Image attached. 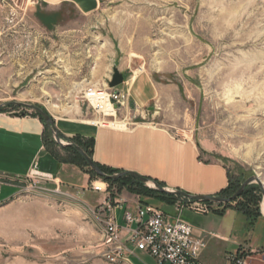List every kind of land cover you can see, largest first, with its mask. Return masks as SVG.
I'll list each match as a JSON object with an SVG mask.
<instances>
[{
  "label": "rangeland",
  "instance_id": "obj_1",
  "mask_svg": "<svg viewBox=\"0 0 264 264\" xmlns=\"http://www.w3.org/2000/svg\"><path fill=\"white\" fill-rule=\"evenodd\" d=\"M85 3L90 8L0 0V112L37 116L51 137L48 124L24 104L52 120L94 121L99 114L85 92L95 88L111 95L113 125L163 128L192 140L202 161L222 164L231 188L227 194L257 177L261 184L252 181L248 193L229 202L223 213H216L223 205L203 201L211 212L185 209L180 219L206 241L205 264H224L238 244L256 250L252 264H264V0ZM115 74L122 79L111 86ZM140 75L152 87L151 98L142 103L131 97ZM105 119L111 125L113 117ZM81 144L88 152L90 142ZM90 176L105 186L110 201L129 191L122 183ZM123 182L169 215L174 200H187L149 192L131 178ZM21 185L0 204V264H130L102 256L93 212L98 205L89 207L51 183L22 180Z\"/></svg>",
  "mask_w": 264,
  "mask_h": 264
},
{
  "label": "crops",
  "instance_id": "obj_2",
  "mask_svg": "<svg viewBox=\"0 0 264 264\" xmlns=\"http://www.w3.org/2000/svg\"><path fill=\"white\" fill-rule=\"evenodd\" d=\"M46 1L73 2L84 10L90 8L86 0ZM151 91L150 79L140 75L133 82L131 97L142 103L151 98ZM53 121L62 141L77 138L82 143L88 140L91 159L105 168L134 172L156 180L168 189L192 195H218L228 186V173L222 164L202 161L192 140L176 138L163 128L148 125L127 127L72 119ZM47 133L46 125L37 116L0 112V175L20 179L7 180L0 185V204L6 203L21 189V179L36 162L39 172L51 176L47 183L57 189L63 188L89 207L99 205L105 195L90 190L93 180L80 153L72 146H61L52 134L49 137ZM111 200L116 221L122 227L125 211L134 212L138 205L146 204L139 201L137 194L125 189ZM201 256L199 259L205 264ZM127 258L130 264H133L132 258L139 260L140 264H156L151 256L137 250Z\"/></svg>",
  "mask_w": 264,
  "mask_h": 264
},
{
  "label": "built area",
  "instance_id": "obj_3",
  "mask_svg": "<svg viewBox=\"0 0 264 264\" xmlns=\"http://www.w3.org/2000/svg\"><path fill=\"white\" fill-rule=\"evenodd\" d=\"M85 98L92 109L99 114L100 118L94 120L95 122L104 124L107 122L105 117H113L111 122H116L114 115L110 113L115 107L111 102V95L106 91L98 89L86 91ZM7 180L20 179L0 175V185ZM22 180L37 184L50 181L51 176L39 172L36 162H33ZM96 183V181L91 183V190L104 194L107 191L105 186ZM172 205L175 212L169 215L159 207L140 204L134 212L123 213L125 224L122 227L116 221L113 202L105 196L93 211L101 232L99 247L102 256L108 262L117 263L127 261V255H133L137 250L151 256L156 264H204L199 257L206 247V241L193 236L192 225L181 220L180 214L185 209L207 214L213 208L203 201L189 199H176ZM255 251L247 245L239 244L234 253L225 256V264H252L251 254Z\"/></svg>",
  "mask_w": 264,
  "mask_h": 264
},
{
  "label": "water",
  "instance_id": "obj_4",
  "mask_svg": "<svg viewBox=\"0 0 264 264\" xmlns=\"http://www.w3.org/2000/svg\"><path fill=\"white\" fill-rule=\"evenodd\" d=\"M121 76L119 74H115L114 75V80L111 83V86H114L116 84H118L119 82H121ZM25 106L30 107L31 109L35 110L45 121L46 124H48L53 139L60 144L61 146H72L74 147L86 160V162L88 163L89 167L99 176L104 177V178H108V179H116L124 174H132L134 176H136L142 183H144V185L156 189L160 192H164V193H168V194H174V195H179L181 197H184L186 199L189 200H194V201H206V202H211V203H217V204H225L230 202L231 200H233L235 197H237L243 190L244 188L249 185L252 181L256 180L259 184H261V182L259 181V179L255 176H251L248 179H246L240 186L239 188L229 197H220V196H216V195H192V194H188L184 191L178 190V189H168L164 186H161L160 184H158L155 180L145 177V176H141L139 174H136L134 172H129V171H122V172H118V173H114V174H106L104 173L102 170H100L97 165L95 164V162L81 149L79 148L73 141H62L57 133V130L54 126V121L52 120V118L45 113L43 110H41L40 108H38L35 105H31V104H24ZM13 115L15 116H23L24 113H14Z\"/></svg>",
  "mask_w": 264,
  "mask_h": 264
},
{
  "label": "trees",
  "instance_id": "obj_5",
  "mask_svg": "<svg viewBox=\"0 0 264 264\" xmlns=\"http://www.w3.org/2000/svg\"><path fill=\"white\" fill-rule=\"evenodd\" d=\"M79 141V139H77V138H74V141H76L77 143L76 144H78V145H80L81 147L82 146H85V145H83V144H81L80 143V141ZM84 151V150H83ZM90 158H91V146L89 147V151L88 152H86V151H84ZM83 157V156H82ZM83 159H84V157H83ZM85 160V159H84ZM84 163V165L85 166H88L89 167V165H88V163L86 162V160H85V162H83ZM96 165H97V167L100 169V170H102L104 173H106V174H114V173H118L119 171H116V170H112V169H108V168H105V167H103V166H101V165H99V164H97V163H95ZM88 169V171L90 172V174H92V175H97V176H99L98 174H96L90 167L89 168H87ZM99 177H101V176H99ZM102 179H104V181L106 182V183H110V184H115V183H122V185H126L127 187H128V190L129 191H131V192H136L138 195H139V201L140 202H143V203H146V204H148V202H146L145 200H143L142 199V197H143V193L139 190V189H136V188H131V185H128L127 183H125V182H123V180L125 179V178H131V179H133L134 181H135V185H139V186H141V187H145L144 186V183H142L136 176H134V175H132V174H124V175H122V176H120V177H118V178H116V179H108V178H104V177H101ZM122 181V182H121ZM156 181V180H155ZM157 182V181H156ZM158 184H160L161 186H162V184L161 183H159V182H157ZM145 189L147 190V191H149V192H158V193H161V194H166V195H173V194H168V193H164V192H160V191H158V190H156V189H152V188H146L145 187ZM248 185L244 188V190L237 196V197H240V196H242L243 194H247L248 193ZM231 190V188H230V186H229V183H228V186L226 187V188H224L219 194L220 195H222V197H229V196H231L235 191H236V189L235 190H233L232 191V193L231 194H227L229 191ZM237 197H235L234 199H236ZM159 199V198H158ZM233 199V200H234ZM232 201V200H231ZM230 201V202H231ZM229 203V202H228ZM228 203H225V204H220V205H223V207L224 208H222L220 211H218V212H216V213H219V214H221V213H223L224 212V210L227 208V207H231V206H228Z\"/></svg>",
  "mask_w": 264,
  "mask_h": 264
},
{
  "label": "bare ground",
  "instance_id": "obj_6",
  "mask_svg": "<svg viewBox=\"0 0 264 264\" xmlns=\"http://www.w3.org/2000/svg\"><path fill=\"white\" fill-rule=\"evenodd\" d=\"M251 53V52H250ZM247 54V53H246ZM248 63H250V62H248ZM93 90H96L95 88H90V89H87L86 91H93ZM93 123H95V121L93 122ZM115 122H111V125H113Z\"/></svg>",
  "mask_w": 264,
  "mask_h": 264
}]
</instances>
